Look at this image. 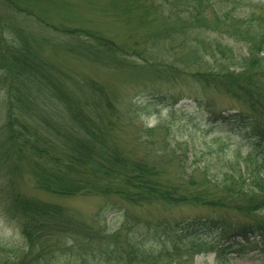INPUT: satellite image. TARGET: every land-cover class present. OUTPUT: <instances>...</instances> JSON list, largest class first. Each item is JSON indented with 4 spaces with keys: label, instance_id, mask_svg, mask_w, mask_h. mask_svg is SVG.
<instances>
[{
    "label": "trees",
    "instance_id": "16d2710c",
    "mask_svg": "<svg viewBox=\"0 0 264 264\" xmlns=\"http://www.w3.org/2000/svg\"><path fill=\"white\" fill-rule=\"evenodd\" d=\"M4 1L13 7L17 2ZM240 1L134 0L138 3L137 9L146 8L144 12L137 10L139 24L149 22L156 29L153 33L147 28L145 36L151 40L150 45L162 43L161 47L157 46L158 53L151 49L148 54L154 57V63L145 61L146 49V53H136L142 58L141 63L133 67L143 75L140 80L147 76L174 79L189 74L204 90L229 97L245 111L236 108L232 115L218 113L219 123L229 119L227 126L241 146L233 150L235 157L228 165H220L218 176L204 173L198 194L194 196H179L175 187L159 182L155 177L158 172L153 171L145 160L131 158L119 148L116 130L131 119V105L128 103L121 108L118 104L117 97L122 98L120 91L116 94L97 83L87 85L67 81L65 76L59 75L57 66L50 67L51 63L30 50L21 28L9 27L21 38V43L20 46L7 44L5 47L0 41V92L4 93L2 103L5 107L0 124V183H3V186L0 184V209L8 219L19 222L30 248L27 256L35 250L38 260L47 252L48 237L59 231V228L52 230L51 226L58 223L62 210L57 205L23 197L10 189L14 177L8 172V158L14 152L31 166L37 184L57 195L117 194L133 203L159 202L164 207L193 200L210 210L224 209L234 213V223L228 226L233 228L229 239L236 236L247 239L248 234L257 233L264 241V218L256 215V211L264 207V5L259 3L251 9L254 11L244 14L241 8L250 4ZM141 2H150L154 13L151 15L150 7ZM130 5L121 8L128 20L131 19ZM16 9L7 14V20H0H9V25L17 18L27 20L22 9ZM150 15L153 17L149 18ZM52 28L57 39H51V44L81 57L115 65L120 52L123 57L130 56L107 40H101L93 31L70 28L62 23ZM210 33L217 36L211 37ZM60 34L75 39L77 48L75 44H66L67 39H60ZM223 39L239 44V49L227 48ZM176 48L184 50V58L179 55L177 59L184 68L171 63L160 68L158 64L163 61H158V57L161 53ZM206 58L213 59V65ZM122 61L123 58L121 65ZM215 114L211 113L209 117ZM242 146L246 147L245 152H241ZM212 219L177 222L174 226L162 227L159 233V226L155 225L151 237L164 235L168 243L158 250V254L144 250V245H137L141 248L137 250L128 237L121 238V234L108 242V246L102 243L95 247L90 239L99 237L101 230L85 226L81 231L85 229L91 244L85 252L99 248L102 254L114 257L115 263L123 264H159L157 258H166L169 262L182 252H189L191 257L214 253L216 261H220L232 246L245 247L237 241L226 246L197 241L195 236L203 233V228H224V221ZM66 225H72V222ZM76 225L74 228L80 231V226ZM81 238L85 239L84 236ZM102 247L105 250H100ZM3 262L0 259V264ZM181 262L170 263L184 264Z\"/></svg>",
    "mask_w": 264,
    "mask_h": 264
},
{
    "label": "rangeland",
    "instance_id": "374dc122",
    "mask_svg": "<svg viewBox=\"0 0 264 264\" xmlns=\"http://www.w3.org/2000/svg\"><path fill=\"white\" fill-rule=\"evenodd\" d=\"M141 3L150 7L151 15L154 13L150 2ZM242 3L250 4L249 7L241 8L245 14L255 5H260L259 3L264 5V0H245ZM13 5L15 6L0 0V18L7 20V14L18 10L16 8L19 7L27 20L17 18L16 21L11 20L10 25L9 20L8 22L0 20L1 43L5 47L7 44L20 46L21 38L9 27L21 28L30 50L43 57L47 63H51L50 67L57 66L59 75L65 76L67 81L87 85L90 82L97 83L116 94L120 91L122 98L117 97L118 104L121 108L128 103L131 105V119L116 130L117 145L129 157L145 160L153 171L158 172L155 177L159 182L175 187L174 190L179 196H194L198 194L199 183L202 182L205 172L218 176L221 173L220 165L222 163L228 165V161L233 160L235 157L233 150L241 144L227 126L229 119L219 123L221 119L218 113L227 116L232 115L233 109L236 108L244 111L240 105L216 91L204 90L199 81L189 74L174 79L147 76L140 80L143 75L134 70V64L138 66L142 60L137 52L142 53L146 49L145 61L154 63V57L148 54L151 49L158 53L157 46H162V43L150 45L151 40L145 36L147 28L155 33L153 24L147 22L140 25L138 22L137 10L144 12L145 7L137 9L138 3H134V0H17ZM123 5H130L129 20L121 10ZM243 13L239 15L242 16ZM151 15L149 18L153 17ZM47 23H51L52 27L62 23L70 28L93 31L101 40H107L119 51H124L130 56L123 57L120 52L118 58L120 60L123 58L122 65L119 59L115 65L110 63L105 65L102 61L73 54V51L69 52L65 48L51 44V39H57V35L53 33L52 27L46 25ZM210 36L217 35L210 33ZM59 37L67 39V43L63 42L75 44V49L77 48L75 39H69L66 34H60ZM223 42L227 48L239 49L240 45L230 39H223ZM183 52L184 50L179 51V48H176L162 55L159 51L161 55L158 61L163 62L158 66L163 68L167 63H171L184 68L177 60L179 55L183 57ZM206 61L210 65L214 63L213 59L206 58ZM137 77H140L139 81H136ZM0 94L1 124L5 107L2 103L4 93ZM211 113L216 114L209 117ZM245 150L246 147L242 146L241 152ZM14 153L8 158L10 161L8 172L14 177L10 189L23 197L57 205L61 208L62 214L57 218L58 223L51 226L52 230L59 228V231L48 237L45 244L47 252L41 254L37 260L35 250L31 251L33 252L31 256H27L30 248L22 235L19 222L16 219H8L0 209V259L4 264H123L115 263L117 260L114 257L102 254L99 248L91 253L85 252V249L89 251L87 246L91 244L95 246L104 243L108 246V242L121 234V238L128 237L137 250H141L137 245H144L142 246L144 250L156 251L158 254V250L168 243L165 242L164 235L160 238L151 237L155 225L159 226V233L162 227L203 218L224 221V228L215 229V226L203 228L204 232L195 236L197 241L205 240L213 246H226L237 241L245 244V247L232 246L233 248L228 249L226 254L220 257V261L226 262L218 260L217 262L214 253L195 254L191 257L189 252H182L179 257H174L169 262L166 258H157L156 261L159 264H171L177 260L180 262L182 260L184 264H264V241L260 240L257 233L248 234L247 239L239 236L229 239L233 228L230 229L228 226L234 223L232 211L210 210L193 200L164 207L159 202L133 203L117 194L57 195L41 188L32 174L31 166L24 159L17 157L16 152ZM7 163L8 160L6 165ZM0 184L3 186L2 182ZM256 215L264 218V207L257 210ZM71 222L72 225H66ZM75 222L80 226V231L74 228L77 226ZM85 226L92 227V230H101L99 237L90 239L91 244L87 241L85 229L81 231ZM103 235H108L109 238ZM35 247L37 249V244ZM100 250L105 248L102 247Z\"/></svg>",
    "mask_w": 264,
    "mask_h": 264
}]
</instances>
